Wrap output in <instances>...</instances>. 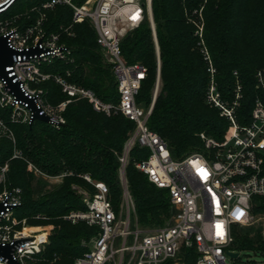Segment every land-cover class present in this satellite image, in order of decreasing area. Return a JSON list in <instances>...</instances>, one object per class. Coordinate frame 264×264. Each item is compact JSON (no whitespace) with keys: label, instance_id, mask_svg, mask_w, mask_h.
<instances>
[{"label":"built area","instance_id":"2783aa9c","mask_svg":"<svg viewBox=\"0 0 264 264\" xmlns=\"http://www.w3.org/2000/svg\"><path fill=\"white\" fill-rule=\"evenodd\" d=\"M21 1L24 0H0V38H5L14 51L12 64L0 73V141L11 143V160H23L29 171L45 175L18 149L13 126H32L40 116L48 118L46 124L60 129L66 125L67 107L77 102H88L98 113L123 116L135 124L119 157V209L111 200L108 186L85 174L82 178L95 189L94 194L83 199L87 210L71 211L62 217L72 225L85 223L98 228V234L84 243L88 251L74 264H163L180 258L183 248L195 249L196 264H229L231 258L227 253H236L231 249L234 228L249 223L254 199L264 197V68L256 73L260 95L247 125H240L236 118L243 98L241 83L237 81L234 99L228 102L218 89L216 70L209 68L212 78L206 103L229 121L228 135L217 140L200 133L202 149L175 159L167 141L149 127L162 86L152 0H86L82 5L75 4V0H48L14 11ZM57 6L73 10L74 24L88 21L94 28L97 44L107 56L117 82V103L104 102L92 89L71 81V71H49L55 61L75 62L73 49L62 42L61 33H49L46 29L48 14ZM194 15L196 20L190 22L195 24V34L203 42L202 9ZM147 21L157 57L149 108L137 101L148 68L141 62L129 64L122 51L123 39ZM63 32L70 34L68 29ZM202 50L208 56L206 47ZM47 82L55 83L65 100L51 104L44 87ZM136 145L149 151L146 159L136 163V169L151 184L169 193L173 217L163 227L142 228L137 222L126 178L130 153ZM9 171V161L2 162L0 156V245L13 248L12 261L16 264H62L59 254L46 256L53 226H29L26 219L15 215L23 203V190L8 184ZM33 219L47 221L48 217L37 214ZM221 231L222 236L218 235ZM0 264L12 263L10 258L0 256Z\"/></svg>","mask_w":264,"mask_h":264},{"label":"trees","instance_id":"16d2710c","mask_svg":"<svg viewBox=\"0 0 264 264\" xmlns=\"http://www.w3.org/2000/svg\"><path fill=\"white\" fill-rule=\"evenodd\" d=\"M46 1L24 0L14 11ZM85 1L74 2L82 5ZM201 9L203 40L216 68L221 96L232 102L237 81L242 85L243 98L236 110L240 125L250 122L255 100L260 95L256 88V73L264 68V0H152L160 47L162 89L149 127L167 141L175 159H182L202 146L200 133L222 140L230 129L229 121L219 110L206 103L210 83L208 65L200 52L196 27L190 22L196 20L194 13ZM46 29L49 33H61L62 42L73 49L75 59L73 64L55 61L49 71H71V81L92 89L104 102L117 103L119 93L113 69L100 55L101 48L91 24L88 21L74 24L73 10L68 6H57L48 14ZM65 29L74 36L67 37L63 32ZM122 51L129 64L141 62L148 68V77L137 101L149 108L157 75L155 43L149 21L123 39ZM44 87L51 104L65 100L55 83L47 82ZM65 118L66 125L60 129L40 121L32 126H13L17 147L28 161L45 174H65L64 183L57 191L42 199H33L35 177L29 172L27 162L11 160L12 146L8 140L0 141V156L2 162L9 161L8 184L23 190V203L15 215L26 219L29 226L53 224L46 256L57 253L62 257V264H74L88 251L84 243L98 234V228L85 223L72 225L62 219L71 211L87 210L82 197L72 187L77 185L94 194L95 189L82 178L88 174L108 186L111 200L119 209L122 186L117 154L122 153L135 124L123 116L98 113L85 101L69 105ZM148 155L149 151L138 145L132 149L126 178L139 226L157 228L171 221L173 210L168 191L151 184L135 167ZM256 203L257 211L264 214V197L255 198ZM37 214L48 220H34ZM236 230L237 227L234 228L232 250L264 257L261 237L252 238ZM181 257L184 264H196L194 248H183ZM170 261L163 264H170Z\"/></svg>","mask_w":264,"mask_h":264},{"label":"rangeland","instance_id":"374dc122","mask_svg":"<svg viewBox=\"0 0 264 264\" xmlns=\"http://www.w3.org/2000/svg\"><path fill=\"white\" fill-rule=\"evenodd\" d=\"M193 25L195 27V24H193ZM68 31H69V29H68ZM203 35H204V32H203ZM72 36H74V34H72V33L67 34V37H72ZM198 38H199L200 52L203 55L204 60L206 61L207 65H208L207 71L209 73V80L211 82L212 73L209 71V68H214L215 70H216V68L214 67V64H213V61L211 59V55H210L208 49H207L208 56H206L203 53L202 49L204 47H206L205 43L203 44L204 40L202 42V39L199 36H198ZM99 52H100V55H101L104 63L111 65L109 63V60H108L107 56L105 55V53L101 49ZM214 75H215V81H216V73ZM161 89H162V86H161ZM153 90H154V88L152 89V96H153ZM160 92H161V90H160ZM201 143H202V141H201ZM202 147H203V143H202V146L200 148H198V150L202 149ZM198 150H196V151H198ZM122 153H123V151H122ZM122 153L117 154L118 159L122 155ZM129 160H130V158H129ZM128 164H129V162H128ZM29 172L32 173L35 177L33 180V184H32V187L34 190L33 199H35V200L42 199L47 194H50L52 192L57 191L62 186V184L64 183L63 174L57 175V176H51V175H48L45 173H44L45 175H39V174H35L31 171H29ZM127 184H128V182H127ZM72 189L75 190L76 193L82 197V200L84 199V197H86L88 194H90L89 190L82 188V187H79L77 185H74L72 187ZM128 189H129V187H128ZM120 204H121V202H120ZM254 205H255L254 209L251 213V220L245 226L237 227L236 232L239 234L249 235L252 238H256L257 236H259V237H261V239L264 240V214L257 211L258 203L254 204ZM51 226H53V228L51 230V233H52L54 230V225L51 224ZM169 263L170 264H184V259L182 257H180L176 260H171ZM263 263H264V257H262L260 255H255L253 252H243V253H240V256L238 257V259H229V264H263Z\"/></svg>","mask_w":264,"mask_h":264},{"label":"water","instance_id":"95a60500","mask_svg":"<svg viewBox=\"0 0 264 264\" xmlns=\"http://www.w3.org/2000/svg\"><path fill=\"white\" fill-rule=\"evenodd\" d=\"M14 51L11 50L7 45V40L5 38H0V73H3L6 66L12 64V57ZM37 120L43 123H48L49 120L46 117L37 116ZM1 211V207H0ZM13 248L11 246L3 247L0 245V256L5 258H10L12 264H16L12 261ZM231 259H237L240 253L228 252L227 253Z\"/></svg>","mask_w":264,"mask_h":264},{"label":"snow or ice","instance_id":"6c2138e0","mask_svg":"<svg viewBox=\"0 0 264 264\" xmlns=\"http://www.w3.org/2000/svg\"><path fill=\"white\" fill-rule=\"evenodd\" d=\"M218 235H221V236H222V235H223L222 231H221V232H219V233H218Z\"/></svg>","mask_w":264,"mask_h":264}]
</instances>
